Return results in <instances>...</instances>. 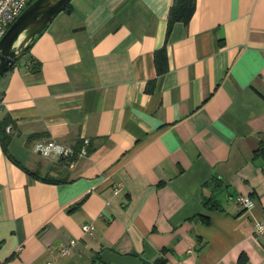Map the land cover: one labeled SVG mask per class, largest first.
<instances>
[{
    "label": "crops",
    "instance_id": "crops-1",
    "mask_svg": "<svg viewBox=\"0 0 264 264\" xmlns=\"http://www.w3.org/2000/svg\"><path fill=\"white\" fill-rule=\"evenodd\" d=\"M172 2L72 0L0 79V264H264V0Z\"/></svg>",
    "mask_w": 264,
    "mask_h": 264
},
{
    "label": "water",
    "instance_id": "water-1",
    "mask_svg": "<svg viewBox=\"0 0 264 264\" xmlns=\"http://www.w3.org/2000/svg\"><path fill=\"white\" fill-rule=\"evenodd\" d=\"M72 0H34L0 39V79Z\"/></svg>",
    "mask_w": 264,
    "mask_h": 264
},
{
    "label": "built area",
    "instance_id": "built-area-1",
    "mask_svg": "<svg viewBox=\"0 0 264 264\" xmlns=\"http://www.w3.org/2000/svg\"><path fill=\"white\" fill-rule=\"evenodd\" d=\"M33 0H0V39L5 34L9 26L14 22V20L23 12V10L30 4ZM1 106V100H0ZM5 133H11V127H5ZM85 145L81 148L78 153H75L72 148L64 147L60 148L55 145V143L46 144V152L55 159H63L70 161L73 157L84 156L85 155ZM119 190H115L116 192ZM235 203L243 210L249 211L254 207V203L250 197L237 196L235 198ZM84 232H89L92 228L89 225L82 227ZM254 236H264V218L256 221L253 224ZM75 246L74 241L68 242L67 246H62L60 252L62 254H68L70 249Z\"/></svg>",
    "mask_w": 264,
    "mask_h": 264
},
{
    "label": "trees",
    "instance_id": "trees-1",
    "mask_svg": "<svg viewBox=\"0 0 264 264\" xmlns=\"http://www.w3.org/2000/svg\"><path fill=\"white\" fill-rule=\"evenodd\" d=\"M195 2L196 0H173L171 7L168 12L167 16V22H166V35H168L172 25L174 23H181L183 25H186L189 20L191 19L194 9H195ZM70 9V4L64 9L63 12H68ZM32 46V45H31ZM30 49V48H29ZM29 49L23 54V56L18 60V62L27 54ZM16 62L15 65L18 63ZM154 63L156 67V71L158 75H161L164 73L166 69V53L165 49L162 48L154 53ZM34 63H32L33 65ZM1 100V99H0ZM12 121L7 117L3 118L0 121V146L5 153L6 156H8L7 153V147L10 140V136L5 133V127L10 125ZM82 144H77L75 148H73L75 153H78L81 148ZM257 155H260L262 158H264V143L259 146L257 151L255 152ZM74 158V157H73ZM72 158V159H73ZM44 181H51L49 178H44ZM220 187V183H213V189H216ZM205 205L209 207V209H217L218 202L214 199V197L208 198L205 200Z\"/></svg>",
    "mask_w": 264,
    "mask_h": 264
},
{
    "label": "rangeland",
    "instance_id": "rangeland-1",
    "mask_svg": "<svg viewBox=\"0 0 264 264\" xmlns=\"http://www.w3.org/2000/svg\"><path fill=\"white\" fill-rule=\"evenodd\" d=\"M34 1V0H33ZM18 62V61H17Z\"/></svg>",
    "mask_w": 264,
    "mask_h": 264
}]
</instances>
